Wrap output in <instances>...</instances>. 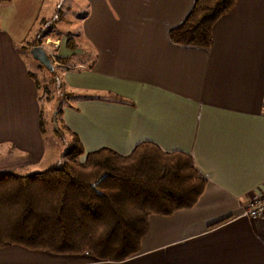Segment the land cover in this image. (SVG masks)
I'll list each match as a JSON object with an SVG mask.
<instances>
[{
  "label": "crops",
  "instance_id": "crops-1",
  "mask_svg": "<svg viewBox=\"0 0 264 264\" xmlns=\"http://www.w3.org/2000/svg\"><path fill=\"white\" fill-rule=\"evenodd\" d=\"M80 1L93 63L63 73L65 87L80 93L62 109V125L84 154L108 148L124 156L144 141L186 154L205 187L190 209L149 216L139 253L125 261L9 246L0 248V264H264V215H241L264 192V0H236L213 25L209 49L167 39L194 0ZM21 44L0 30V147L10 150L0 174L44 156Z\"/></svg>",
  "mask_w": 264,
  "mask_h": 264
},
{
  "label": "trees",
  "instance_id": "trees-1",
  "mask_svg": "<svg viewBox=\"0 0 264 264\" xmlns=\"http://www.w3.org/2000/svg\"><path fill=\"white\" fill-rule=\"evenodd\" d=\"M235 1L194 0L181 24L167 32L169 43L209 49L213 25ZM64 46L73 50L72 41ZM57 111L51 132L66 145L61 163L27 175L0 174V248L122 262L139 253L149 216L190 209L201 196L205 181L186 154L146 141L124 156L108 148L84 154ZM39 130L46 133L42 114Z\"/></svg>",
  "mask_w": 264,
  "mask_h": 264
},
{
  "label": "rangeland",
  "instance_id": "rangeland-1",
  "mask_svg": "<svg viewBox=\"0 0 264 264\" xmlns=\"http://www.w3.org/2000/svg\"><path fill=\"white\" fill-rule=\"evenodd\" d=\"M29 1L16 0L12 4L11 1L0 2V30L6 32L17 45L26 44L27 52L23 57L35 78L37 100L46 131L43 158L32 166L16 170L15 173L19 175L40 172L61 163L59 155L66 147L65 142L52 137L48 132H51V123L57 110L70 106L72 99L80 93L70 92L65 87L63 73H76L79 65L82 66L79 70L84 71L93 63L94 54L80 33L79 20L87 15V8L85 10L80 0H45L44 4H41V0ZM67 40L73 43L72 51L64 46ZM31 47H40L45 51L51 61V71L37 67L31 60L28 55ZM63 55L68 56L64 62L54 63L56 58L63 59ZM63 93L69 97L64 99ZM55 128L60 130L59 125H55ZM9 151L8 148L0 147V158Z\"/></svg>",
  "mask_w": 264,
  "mask_h": 264
},
{
  "label": "built area",
  "instance_id": "built-area-1",
  "mask_svg": "<svg viewBox=\"0 0 264 264\" xmlns=\"http://www.w3.org/2000/svg\"><path fill=\"white\" fill-rule=\"evenodd\" d=\"M264 108V98H263ZM241 215L247 219H256L264 215V192L253 198L242 209Z\"/></svg>",
  "mask_w": 264,
  "mask_h": 264
},
{
  "label": "water",
  "instance_id": "water-1",
  "mask_svg": "<svg viewBox=\"0 0 264 264\" xmlns=\"http://www.w3.org/2000/svg\"><path fill=\"white\" fill-rule=\"evenodd\" d=\"M28 55L36 64L43 67L47 71H51V61L42 48L31 47L28 50Z\"/></svg>",
  "mask_w": 264,
  "mask_h": 264
}]
</instances>
